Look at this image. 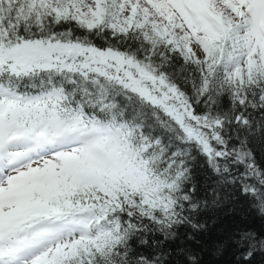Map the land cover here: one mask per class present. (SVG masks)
Here are the masks:
<instances>
[{"label": "snow or ice", "instance_id": "obj_1", "mask_svg": "<svg viewBox=\"0 0 264 264\" xmlns=\"http://www.w3.org/2000/svg\"><path fill=\"white\" fill-rule=\"evenodd\" d=\"M0 264H264V0H0Z\"/></svg>", "mask_w": 264, "mask_h": 264}]
</instances>
